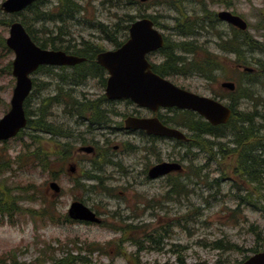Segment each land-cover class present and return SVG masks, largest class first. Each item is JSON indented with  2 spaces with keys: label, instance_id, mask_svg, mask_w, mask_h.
Segmentation results:
<instances>
[{
  "label": "rangeland",
  "instance_id": "rangeland-1",
  "mask_svg": "<svg viewBox=\"0 0 264 264\" xmlns=\"http://www.w3.org/2000/svg\"><path fill=\"white\" fill-rule=\"evenodd\" d=\"M4 1L0 0V47L4 43L1 33L8 37L10 25L22 21L41 43L46 37H57L47 41H54L63 49L73 45L81 48L83 42L91 41L92 45L97 43L110 50L114 48L110 39L114 35L124 39L130 18L141 14L155 19L176 57L205 61L209 54L211 58L219 55L217 35L222 40L238 42L246 36L231 39L225 31L234 28L225 23L218 26L221 21L217 20V13L231 10L249 23V34L264 49V0H226L229 4L212 0H122L117 8L104 0H78L83 12L76 6L72 19L69 13L57 8L61 0H43L44 12L40 15L29 10L7 14L1 10ZM183 42L193 43V55L180 49L178 45ZM241 43V58L227 54L228 69L216 67L218 76L213 80L195 70L169 78L174 84L202 95L222 94L221 100L231 106L236 102L240 115L233 122L239 127L236 131L232 127L221 128L224 137L195 136L192 119H202L195 115L188 119L172 110H161L158 115L189 133L192 143L197 145L127 132L122 128L126 117H152L154 113L123 100L101 102L99 107L105 112H101V125L96 126L93 134L84 135L96 139L99 155L75 151L69 163L57 158L52 165L54 174L46 170L47 163L43 168L32 155L41 138L26 132L21 139L0 142V187L10 192L5 206L19 207L13 215H0V264H235L255 249H264V168L258 167L264 163V157L259 161L255 153L264 152V68L260 72L264 52L248 51ZM13 58V54L0 48V118L11 107L16 84L6 69ZM166 58L164 52L150 56L151 62H164ZM244 61L255 69L253 75L235 70L237 62ZM74 72V67L38 71L36 92L26 108L35 121L52 126L54 132L43 133L48 140L68 134L63 125L49 121L52 114L74 133L75 145L80 147L82 141L76 137L88 129L75 125L81 117L79 109L70 110V117H74L70 119L64 106L57 104L52 109L50 103L62 98L87 103L104 97L105 85L100 77L83 80ZM228 74L234 75L232 80L239 85L234 94L226 93L215 81ZM244 119V123H239ZM240 124L252 133L237 145ZM51 141L46 143L47 148L54 146ZM66 144L58 150H64ZM258 147L262 149L256 150ZM176 159L186 167L183 173L149 179L148 172L154 165L169 160L180 163ZM4 161L11 167L9 171L3 166ZM73 163L78 167L75 175L68 172ZM52 181L62 189L57 196L49 189ZM75 200L90 206L103 223L70 221L67 214Z\"/></svg>",
  "mask_w": 264,
  "mask_h": 264
},
{
  "label": "water",
  "instance_id": "water-1",
  "mask_svg": "<svg viewBox=\"0 0 264 264\" xmlns=\"http://www.w3.org/2000/svg\"><path fill=\"white\" fill-rule=\"evenodd\" d=\"M37 0H7L2 8L9 13L21 11ZM220 16L241 28H246L243 20L228 12ZM130 39L117 51H109L98 56V62L112 74L108 82V96L111 98L130 96L143 105L157 107L159 105H180L183 108L197 109L214 124L226 122L230 111L226 107L206 98L182 91L173 84L164 81L150 70L146 55L164 45L163 35L153 27L149 19L134 23L130 29ZM8 46L16 53L14 76L17 86L12 98V110L0 121V140H6L18 133L26 125L24 101L32 88L29 74L44 64H75L78 59L62 51L45 50L37 46L26 32L23 25L14 24L10 30ZM233 89V84H223ZM136 128L144 127V121H137ZM155 132L179 136L177 131L167 130L157 125ZM91 152V148H85ZM155 175L162 170L157 168ZM57 191L56 185H52ZM70 216L75 219L98 221L95 215L83 204L74 203ZM243 264H264V253H260Z\"/></svg>",
  "mask_w": 264,
  "mask_h": 264
},
{
  "label": "trees",
  "instance_id": "trees-1",
  "mask_svg": "<svg viewBox=\"0 0 264 264\" xmlns=\"http://www.w3.org/2000/svg\"><path fill=\"white\" fill-rule=\"evenodd\" d=\"M117 1H119V0H117ZM61 2H62L61 6H58L57 8L61 9L64 13L65 12L69 13L71 15L70 19L74 18L77 10L79 12L81 11V9H80L81 5L78 3V0H75V1L74 0H61ZM42 3H43V1H40L39 3L33 5L31 8H28L27 10H29V12H35L38 15L43 14L44 11L41 9ZM76 6H78V8L75 11ZM66 7H67V9L65 10ZM63 20H66V17H63ZM132 21H134V18H130V20L128 21L127 30H128L130 23ZM188 22L190 23V21H188ZM63 23H65V22H63ZM28 31L32 35L33 39L40 46L47 48L48 45H52L54 49L59 48V47H57V45L54 41H52V42L47 41L49 39H54L57 37H51V38L46 37V38H44V42L41 43V42H39V39L35 36V34L33 33V31L31 30L30 27H28ZM126 37H127V34L124 38H126ZM2 42H3V40H2ZM89 42H83V44L81 45V48H78L74 45H73V47L69 46V48H66L67 51H69L71 53L79 54L82 56H87L89 58L88 62H86V64H82V65H79L78 67H76L74 73L77 74L78 76H80L83 80L87 79L90 76L100 77L104 80V84H105V79H104V72L105 71L102 67H100L99 65L96 64V62L94 61V58H93V56H95L99 51L94 46V44L92 45V43H89ZM112 42L117 46H119L121 44L119 42V39L116 38L115 35L112 37ZM220 44L224 50H227V48L235 50L234 47H227L223 43H220ZM191 45H193L192 42H183V43L179 44L178 46H180V49L183 50L184 52H194L195 49ZM3 46H4V43H3ZM171 47H172V44L167 42L164 49L162 50V53L163 52L166 53L167 58H166V60H164V62L155 66L156 71L162 76H165V75L169 76L172 74H188L187 72L191 71V70H195V72H198V73L203 75V74H206V72H209L208 74H210L215 69V68L213 69V67H218V68L222 69V63L218 60L217 56L209 58V62H206L202 59H197V58L194 61L190 62L187 60V58L185 59L183 56L176 57V55L173 53L174 51L170 49ZM72 49H74V50H72ZM169 50H171V51L169 53H167ZM10 65L11 64H8V68H10ZM208 74H206V75H208ZM98 101H100V100H97V102ZM88 110L92 111L93 114H95V118L91 122V124L96 123L98 125H101L102 119L104 117V115H102L101 112L103 113L104 111L102 109H100V107L98 105H96L93 108L91 106H88ZM248 116L250 117V115H248ZM35 120L36 119L30 120L29 126L34 128V124H35L37 129L39 128V130L41 129V131L43 130V131H47L49 133L54 132V129H52V126L49 124H46L45 121H40V120L35 121ZM242 123H244V122H242ZM232 126L235 127L236 129L239 127V125L236 126L233 123V119L230 123V127H232ZM211 128L213 129V127L209 125L210 131H211ZM194 129L198 130L199 127L195 126ZM240 129L241 130L238 133V135L240 136V134H241L240 137H242L241 139L244 141V139H247L248 134L252 133V131H248L247 128L245 129V127H243V125H241ZM256 133H259V131H256ZM88 140H89V137H87V141ZM64 147H65V149L63 150L62 154H65V156H66V154L68 153V150H69V148L67 149V147H70V145L66 144ZM45 153L46 154L43 155V158L45 160H48V158H50L52 155L49 154V151H45ZM256 153H257V155H256L257 160H259V159L262 160L263 157L261 156L260 152H256ZM262 165H264V163ZM255 166H257V165H255ZM258 167H260V164ZM261 168H262V166H261ZM5 197H6V195H4L2 197L0 196V213L14 214L15 212L19 211V207H15L14 209H9L8 207H6L5 206V203H6ZM217 246H221V245H217ZM182 264H185V263L183 262Z\"/></svg>",
  "mask_w": 264,
  "mask_h": 264
},
{
  "label": "bare ground",
  "instance_id": "bare-ground-1",
  "mask_svg": "<svg viewBox=\"0 0 264 264\" xmlns=\"http://www.w3.org/2000/svg\"><path fill=\"white\" fill-rule=\"evenodd\" d=\"M29 7H27L26 9H28ZM17 13H22V11H17V12H13V13H9V14H17ZM14 24H20V22H13L11 25H10V30H11V27H12V25H14ZM231 26V25H230ZM233 27V26H232ZM234 28V27H233ZM234 30H235V28H234ZM217 37H218V39H219V43H223V44H225L227 47H234V49L237 51L236 52V55L238 56V59L237 60H239V58H241V52H239V50H242L243 51V49H244V47L242 46V43L241 42H244V46L247 48V49H249L248 51H251V52H253V51H257V50H261V51H263L264 52V49H262V47L260 46V44L258 43V42H256V41H254L253 39H252V37H250V38H247L248 37V35H246L244 38H242L239 42L238 41H236V40H222V37H219L218 35H217ZM259 42H261V41H259ZM40 46V45H39ZM240 46V47H239ZM41 48H43V49H48V50H50V51H56V50H60V51H62V52H64V53H66L67 55H69V56H72V57H74V58H76V59H78L79 61H86V60H88L89 58L87 57V56H82V55H79V54H74V53H71V52H69V51H67V49L66 48H57V49H54V48H44V47H42V46H40ZM227 49H229V48H227ZM186 53H188V54H192V52H186ZM193 55V54H192ZM209 58H211V55L209 54V56H208V58H205V61L206 62H209ZM189 58H187V60H188ZM195 59L192 57V58H190V62H192V61H194ZM245 62L246 61H244V62H237V66H235V70H238V71H243L245 74H251V75H253L254 73H255V69L254 68H252V67H249V66H247V65H245ZM13 64H14V61L12 62V66H13ZM82 64H86V63H75V64H47V65H43V66H41L39 69H38V71H40L41 69H53V68H62V67H74V69L76 68V67H78L79 65H82ZM215 68V69H214ZM263 68H264V64H262V66H260V72L263 70ZM213 71L210 73V74H208L209 72H206V74H208V75H206V74H201V76H203V77H205L206 79H209V80H213V79H215L216 78V76H218V73H216V67H213ZM37 71V72H38ZM173 75H175V74H172V75H169L168 77H172ZM177 75H186V74H177ZM164 77H166V75L164 76ZM234 78V75H230V74H228V75H226V76H223V78L221 79V77L220 78H217L215 81H219V83L220 82H224V81H228V82H231V83H233V85H234V87H233V89H231L230 88V94H234L235 92H238L239 91V85H238V83L237 82H235L234 80H232ZM228 93V94H229ZM234 102H235V100H234ZM223 104V106L224 107H226L227 109H229V111L233 114V121H234V119H236V121H237V119L238 118H236V116L239 114L240 115V113H238L237 112V110H236V108H235V104H236V102L235 103H233L232 104V106L231 105H229L227 102H225L224 100H221V105ZM192 119V118H191ZM246 120L244 119L242 122H245ZM192 122H193V125H192V131L193 132H196L195 133V136H197V135H202V134H205V135H214V136H218V137H224L223 135H222V133L220 132V129L221 128H223V127H217V126H213V125H211V124H209V123H207V122H205V121H203V120H196L195 118H194V120L192 119ZM192 122L190 123V125L192 124ZM241 122V120H239V123H242ZM234 123V122H233ZM202 125H206L207 127H208V131L207 132H201V131H198V130H195L194 128H195V126H197V127H199V129L200 128H202ZM209 125L210 126H212L213 127V129L211 128V131L209 130ZM251 125L253 126L254 125V127H255V131H259L258 130V128L256 127V125H255V123H253V122H251ZM35 128V130L37 131V132H40V134L41 135H43V133L44 134H49V132H47V131H41V129L39 130V128L37 129L36 127H34ZM187 132V131H186ZM188 133V132H187ZM189 134V133H188ZM190 136H192V135H190ZM240 138V139H239ZM195 139V138H194ZM205 140L206 139H203L202 140V142H205ZM243 142V140L241 139V137L237 134V139H236V143H237V145H240L241 143ZM195 145H197L196 143H194ZM194 145V146H195ZM180 147H182V146H180ZM199 148V147H198ZM189 149V148H188ZM262 148L261 147H258L256 150H261ZM190 151H191V149H189ZM61 151H63L62 150V148L60 147V149L58 150V153H60ZM256 153V152H255ZM260 154H261V156L262 157H264V152L263 151H260ZM177 161H179L180 162V160H178V159H176ZM180 165H183L181 162L179 163ZM261 165H262V163L260 164V167H261ZM183 168H186V167H184V165H183ZM262 168H264V165H262ZM219 248H221V247H219Z\"/></svg>",
  "mask_w": 264,
  "mask_h": 264
},
{
  "label": "flooded vegetation",
  "instance_id": "flooded-vegetation-1",
  "mask_svg": "<svg viewBox=\"0 0 264 264\" xmlns=\"http://www.w3.org/2000/svg\"><path fill=\"white\" fill-rule=\"evenodd\" d=\"M198 131L207 132L208 131V127L206 125H202V128L198 129Z\"/></svg>",
  "mask_w": 264,
  "mask_h": 264
}]
</instances>
